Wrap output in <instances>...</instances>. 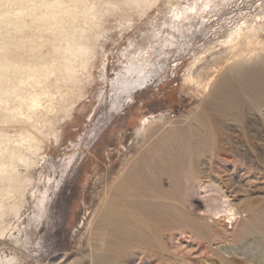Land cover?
Returning <instances> with one entry per match:
<instances>
[{"label": "rangeland", "instance_id": "374dc122", "mask_svg": "<svg viewBox=\"0 0 264 264\" xmlns=\"http://www.w3.org/2000/svg\"><path fill=\"white\" fill-rule=\"evenodd\" d=\"M105 1L76 21L84 29L88 51L76 58L68 54L75 82H61L56 91L59 72L52 75L48 83L53 96L41 97L46 108L30 120L24 100L12 96L0 103V141L15 146L21 136H29L22 145L38 148L36 166L26 169L18 163L20 191L10 189L0 198V264H46L51 258L68 264L79 259L104 179L116 177L144 144L136 135L141 123L161 114L151 129L169 128L205 112L209 91L204 92L203 82L186 81L191 63L202 57L201 81L209 76L215 80L233 64L218 56L221 42L239 27L264 20V0ZM26 93L20 89L19 97ZM225 125L232 143L242 146L241 155L222 153L238 162L228 163L230 177L240 195L264 204V108L245 110L242 124ZM24 153L31 157V152ZM175 232H163L155 251L132 249L130 262L123 257L121 264H220L213 249L239 264H264V238L259 234L244 244L210 246Z\"/></svg>", "mask_w": 264, "mask_h": 264}, {"label": "bare ground", "instance_id": "6f19581e", "mask_svg": "<svg viewBox=\"0 0 264 264\" xmlns=\"http://www.w3.org/2000/svg\"><path fill=\"white\" fill-rule=\"evenodd\" d=\"M100 2L0 0V103L12 96L24 100L30 120L46 108L41 97L53 96V85L48 83L52 75L59 72L56 91L61 82L77 80L68 54L75 58L85 55L88 47L83 41L84 29L76 21L90 15ZM105 4L110 5L111 0ZM221 47L218 56L225 55L224 62L233 60V64L215 80L209 76L201 81L203 67L198 64L202 57L194 59L185 75L187 82H203L204 92L209 91V99L203 104L205 112L169 128L162 125L151 129V124L162 119L161 114L141 123L136 135H141L143 146L122 165L116 177L104 179L84 253L68 264H121L123 257L130 262L132 249L155 251V244L161 245L162 233L167 231L210 246L244 244L253 233L264 238V204L240 195L228 168L229 162H238L222 157L223 152L232 156L242 152V146L232 143L226 122L242 124L245 110L264 108V20L231 32ZM80 64H85L84 60ZM22 88L27 95L19 97ZM28 139L21 136L15 146L6 139L0 141L1 199L10 189L20 191L18 163L26 169L37 165L38 148L22 145ZM23 150L31 152V157ZM195 198L204 203H197ZM212 252L220 264H239L217 249ZM66 261L51 258L46 264Z\"/></svg>", "mask_w": 264, "mask_h": 264}]
</instances>
